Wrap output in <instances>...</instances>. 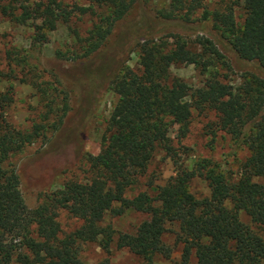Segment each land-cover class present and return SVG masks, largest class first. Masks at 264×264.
Listing matches in <instances>:
<instances>
[{"label": "trees", "instance_id": "trees-1", "mask_svg": "<svg viewBox=\"0 0 264 264\" xmlns=\"http://www.w3.org/2000/svg\"><path fill=\"white\" fill-rule=\"evenodd\" d=\"M82 1L0 0L1 16L18 25L33 22L34 44L47 41V32L58 23L89 16L91 27L77 38L80 57L100 56L97 66L84 65L90 84H108L124 98L117 107L119 118L107 121L99 152L84 157L85 180H67L28 208L15 167L5 163L62 123L69 110L68 94L44 80L30 82L47 104L64 92L62 103L52 121L44 115L40 122L20 128L6 116L13 98L0 90V264H85L80 249L88 243H96L106 254L96 264H111L112 248L127 249L141 264H153L156 254L170 259L175 248L180 251L176 264H261L264 238L240 212L264 233V0H228L223 9L212 11L203 7V0H168V8L154 15L191 24L193 14L203 8L202 20H211L219 40L244 65L237 84L223 81L227 75L219 69L231 72L232 65L203 35L192 40L180 33L171 34V41L145 38L138 44L140 71L135 72L123 65L121 50L128 51L137 39L130 32L136 20H127L133 8L142 24L148 25L152 17L145 0ZM238 5L244 12L240 23L234 11ZM115 27L117 33L107 43ZM128 36L129 45L123 44ZM178 64H192L207 73L202 85L194 87L171 75L170 67ZM34 67L29 53L7 48L0 60V81L16 79V73L9 74L16 69L27 76ZM31 77L20 78L29 82ZM193 110L213 111L215 130L247 148L239 170H216L202 159L194 169L179 168L163 185L148 182L153 194L141 190L128 197L127 191L146 175L155 149L169 150L170 128L177 125L178 136H186ZM195 177L207 183V195L192 193ZM128 209L148 215L133 232H118L104 222L106 212L118 216ZM62 211L80 224L64 232ZM168 232L174 235L173 245L164 242Z\"/></svg>", "mask_w": 264, "mask_h": 264}, {"label": "rangeland", "instance_id": "rangeland-1", "mask_svg": "<svg viewBox=\"0 0 264 264\" xmlns=\"http://www.w3.org/2000/svg\"><path fill=\"white\" fill-rule=\"evenodd\" d=\"M77 1L83 3L82 0ZM226 1L228 0H203L202 4L212 11L223 9ZM145 4L152 16L148 25L135 19V8L128 15L127 20H136V23L131 25L130 32L137 39L128 51L121 50L124 66L135 72L140 71L138 44L145 38H162L171 41V34L180 33L186 39L192 40L203 35L218 45L232 65L231 72L219 69L221 74L227 75L223 81L233 84L240 81L243 63L226 48L224 42L219 40L218 33L212 28L211 20H202L203 8L193 14L192 19L195 22L187 24L178 20L154 17L157 11L168 8V0H145ZM234 11L235 18L240 23L244 15L242 6H234ZM91 25L92 19L89 16L72 17L68 23L60 22L56 29L48 31L47 41L34 44L35 31L32 21L18 25L0 15V60L3 61L4 50L16 47L22 53H29V62L35 66L27 76L26 73L23 75L16 69V72L9 73L10 75L16 73V79L0 81V90L8 92L13 98L6 110L8 120L20 128H28L32 123L40 122L44 115H48L49 120L52 121L57 113L56 108L61 106L63 93L68 94L69 110L62 123L55 129L49 130L45 137H40L26 145L20 152L10 156L5 163L6 166L15 167L20 180L19 187L28 208L35 207L44 194L59 188L67 180L84 181L86 178L84 171L87 168L85 155L99 152L103 146L102 136L107 121L119 118L117 107L122 104L124 98L116 94L108 84L104 87L92 88L89 79L91 77L84 67V65L97 66L100 56L97 54L88 57L79 56L82 51L77 36H85ZM116 33L117 27L114 28L107 43L114 39ZM124 40L122 43L129 45L128 41H131V38L128 36ZM4 69L8 71L10 67L6 66ZM170 71L171 75L181 78L194 87L201 86L207 77V73H202L192 64L173 65ZM28 76L35 77H31L29 82L20 78ZM39 80L48 82L54 88L57 85L64 92H61L52 103L47 104L36 87L30 83ZM216 119L213 111L193 110L189 130L184 137L178 136L177 125H173L168 132L169 150L159 147L155 149L146 175L140 178L126 195L132 197L141 190H148L153 194L152 187L146 185L148 182L151 181L153 186L163 185L179 168L194 169L202 159L211 161L216 166V170L237 172L249 152L244 146L234 143L225 132L215 130ZM190 190L196 196L209 193L207 183L199 177L192 179ZM147 217L148 215L143 212L128 209L118 216L106 212L104 222L110 223L118 232H133ZM240 217L264 238V233L244 212H240ZM59 221L64 232H69L80 224V220L71 217L65 211L60 213ZM164 242L173 245L174 235L169 232L165 234ZM80 255L85 264H96L106 254L96 243H88L81 246ZM179 258L180 251L175 248L170 259L158 254L154 255L153 264H176ZM110 261L111 264H141L140 259L127 249L112 248ZM261 264H264V260Z\"/></svg>", "mask_w": 264, "mask_h": 264}]
</instances>
